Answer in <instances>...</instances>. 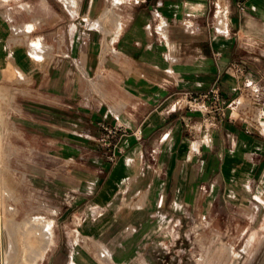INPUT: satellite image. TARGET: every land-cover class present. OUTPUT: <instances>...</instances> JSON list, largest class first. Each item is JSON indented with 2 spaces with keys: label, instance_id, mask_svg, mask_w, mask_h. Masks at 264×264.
<instances>
[{
  "label": "crops",
  "instance_id": "0c3cea01",
  "mask_svg": "<svg viewBox=\"0 0 264 264\" xmlns=\"http://www.w3.org/2000/svg\"><path fill=\"white\" fill-rule=\"evenodd\" d=\"M105 1L0 0V149L12 145L29 173L53 172L38 156L55 149L79 160L76 181L62 163L61 192H46L62 205L49 264H159L199 205L223 236L259 223L261 241L264 0H146L120 13L115 0L89 22ZM215 83L232 102L223 122L176 109L177 94ZM102 125L127 130L115 164L96 143ZM71 203L91 217L75 243Z\"/></svg>",
  "mask_w": 264,
  "mask_h": 264
},
{
  "label": "rangeland",
  "instance_id": "374dc122",
  "mask_svg": "<svg viewBox=\"0 0 264 264\" xmlns=\"http://www.w3.org/2000/svg\"><path fill=\"white\" fill-rule=\"evenodd\" d=\"M114 1L102 2L96 10L97 17L93 18L94 13H92L91 16H87V20L91 23L95 22L106 10L112 7ZM128 3L127 0H119L115 8L116 12L120 13ZM2 148L0 149V174L2 177L0 190L3 192L0 208V264H22L24 248L26 250L30 248L28 247L29 239L32 240L31 248L36 251L35 253L32 252L34 253L32 259L40 253L38 256L41 255V259L37 264H49L53 251L48 254L47 251H41L39 235H37L35 228L27 229L26 223L32 217L44 216L47 221L44 220L50 226L53 235H51L52 243L55 231L57 244L61 230L59 219L61 218L62 205L58 197H54L52 200V196H47L46 192H51L52 185H54L55 196L56 192H61V190L57 191L55 187L63 180L62 163L70 166V172L65 174L66 180L69 179L71 184L76 181L77 174L75 171L79 166V160L72 155L69 159H65L61 150L55 149L47 156H38L39 163L53 164V172L47 174L29 173V171L24 170L23 166H20L22 164L20 157L12 145L8 148ZM101 150L103 149L101 148ZM20 168H23V171H20ZM74 194L72 191L70 196L72 197ZM69 209L71 212L66 223L70 238L75 243L78 232L83 231V224L90 221L91 217L84 218L85 210L77 203H71ZM64 211H67L65 206ZM197 216L192 214L189 218L187 215L182 225L183 234L176 242V247L170 253H166L159 264H264V247L261 252L256 249L259 244L261 247L264 245V238L261 241L259 238L251 239L252 234L259 228V223L251 225V223L245 222L241 235L236 236L234 234V222H231L229 231L223 236L222 222L214 221L212 223L209 221L205 209L201 205L198 206ZM237 225L238 223H236V227ZM248 245L251 247L250 250ZM231 250L235 253H232ZM28 253L30 252L28 251ZM73 262L71 260V264H75Z\"/></svg>",
  "mask_w": 264,
  "mask_h": 264
},
{
  "label": "built area",
  "instance_id": "2783aa9c",
  "mask_svg": "<svg viewBox=\"0 0 264 264\" xmlns=\"http://www.w3.org/2000/svg\"><path fill=\"white\" fill-rule=\"evenodd\" d=\"M132 4H139L146 0H127ZM259 93V102H263L264 105V88L262 91L257 90ZM232 102L225 98L222 94L219 83H215L208 91L202 93L193 92H181L177 94L175 99V106L178 110H185L188 112H199L203 115L202 124L206 126L212 125L211 119L215 123L223 122L228 118V110L231 109ZM262 117L264 120V110L262 111ZM104 133L96 140L99 147H101L105 153L107 160L115 164L118 162L121 149L118 147L117 139L127 135V130L120 126L107 127L101 126ZM186 128L189 132H194L196 126L193 124H187Z\"/></svg>",
  "mask_w": 264,
  "mask_h": 264
},
{
  "label": "bare ground",
  "instance_id": "6f19581e",
  "mask_svg": "<svg viewBox=\"0 0 264 264\" xmlns=\"http://www.w3.org/2000/svg\"><path fill=\"white\" fill-rule=\"evenodd\" d=\"M26 228H35L37 235H39L40 238V244L39 246H41L42 250L41 251H46L47 248H50L51 244H52V233H51V229L50 226H48V224H46L44 218H42L41 216H37V217H32L31 220L29 222L26 223ZM52 228V227H51ZM26 229V230H27ZM53 230V229H52ZM32 231V230H31ZM34 232V231H33ZM28 233V232H27ZM26 236V235H25ZM24 236V237H25ZM53 236V235H52ZM28 239H29V235H28ZM24 241V240H23ZM28 241V240H27ZM31 239H29V250L24 248V254L22 257V264H37V262L41 259V255L40 256H36L34 259H32L34 257V253L36 252L34 249L31 248ZM28 243V242H27ZM33 246V245H32ZM24 247V246H23ZM22 247V248H23ZM27 247V248H28ZM38 247V246H37ZM1 248V247H0ZM39 250V249H38ZM28 251L30 253H28ZM34 251V253H32ZM44 257V256H43ZM31 258V259H30Z\"/></svg>",
  "mask_w": 264,
  "mask_h": 264
}]
</instances>
